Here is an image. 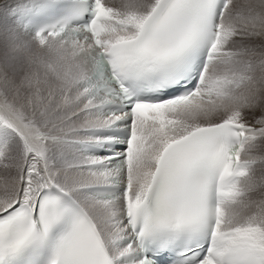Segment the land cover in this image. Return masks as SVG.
Segmentation results:
<instances>
[{
  "label": "snow or ice",
  "instance_id": "obj_1",
  "mask_svg": "<svg viewBox=\"0 0 264 264\" xmlns=\"http://www.w3.org/2000/svg\"><path fill=\"white\" fill-rule=\"evenodd\" d=\"M0 264H264V0H0Z\"/></svg>",
  "mask_w": 264,
  "mask_h": 264
}]
</instances>
